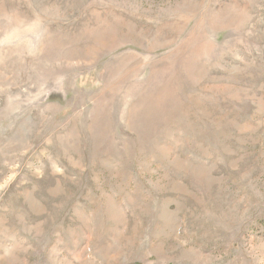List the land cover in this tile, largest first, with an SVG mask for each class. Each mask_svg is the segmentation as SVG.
<instances>
[{"label": "rangeland", "instance_id": "rangeland-1", "mask_svg": "<svg viewBox=\"0 0 264 264\" xmlns=\"http://www.w3.org/2000/svg\"><path fill=\"white\" fill-rule=\"evenodd\" d=\"M0 264H264V0H0Z\"/></svg>", "mask_w": 264, "mask_h": 264}]
</instances>
